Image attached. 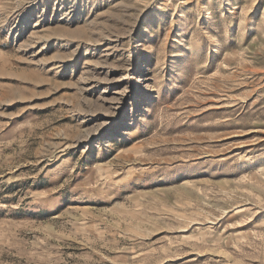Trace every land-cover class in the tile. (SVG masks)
<instances>
[{
	"label": "rangeland",
	"instance_id": "obj_1",
	"mask_svg": "<svg viewBox=\"0 0 264 264\" xmlns=\"http://www.w3.org/2000/svg\"><path fill=\"white\" fill-rule=\"evenodd\" d=\"M0 264H264V0H0Z\"/></svg>",
	"mask_w": 264,
	"mask_h": 264
}]
</instances>
